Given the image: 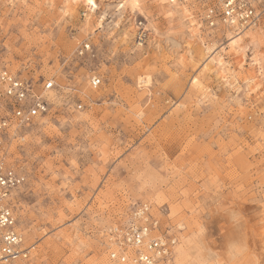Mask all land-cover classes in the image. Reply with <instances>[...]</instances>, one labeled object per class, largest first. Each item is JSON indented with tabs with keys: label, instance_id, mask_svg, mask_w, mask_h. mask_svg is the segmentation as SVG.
<instances>
[{
	"label": "rangeland",
	"instance_id": "rangeland-1",
	"mask_svg": "<svg viewBox=\"0 0 264 264\" xmlns=\"http://www.w3.org/2000/svg\"><path fill=\"white\" fill-rule=\"evenodd\" d=\"M93 1L0 0V69L53 83L46 115L0 133L25 177L12 264H110L106 234L140 204L176 239L163 264H264V28L230 56L177 3Z\"/></svg>",
	"mask_w": 264,
	"mask_h": 264
},
{
	"label": "built area",
	"instance_id": "built-area-1",
	"mask_svg": "<svg viewBox=\"0 0 264 264\" xmlns=\"http://www.w3.org/2000/svg\"><path fill=\"white\" fill-rule=\"evenodd\" d=\"M192 10L199 27L208 31H229L234 34L247 29L264 28V0H164ZM138 25L141 28L142 23ZM139 44L146 32L139 29ZM89 46H82L81 52ZM100 80L93 76L90 85ZM53 88L48 82L42 93H34L29 81L20 79L6 69H0V133L10 126L16 129L29 125L48 111L46 92ZM24 175L6 167L0 161V264L27 260L31 247H26L18 228L15 191L24 184ZM107 258L110 264H163L170 259L176 239L160 232L146 204L134 207L129 215L106 234Z\"/></svg>",
	"mask_w": 264,
	"mask_h": 264
},
{
	"label": "bare ground",
	"instance_id": "bare-ground-1",
	"mask_svg": "<svg viewBox=\"0 0 264 264\" xmlns=\"http://www.w3.org/2000/svg\"><path fill=\"white\" fill-rule=\"evenodd\" d=\"M80 2H84L87 7H92L94 8L95 7V4H94V1L93 0H79ZM130 3L132 4L131 6H134L135 5V2L133 0H130ZM155 3V2H154ZM158 3V2H157ZM176 3H173V5H175ZM154 5V4H153ZM173 5H167L166 9L169 11V10H173ZM133 8V7H132ZM157 8V7H156ZM184 9V8H183ZM163 10V9H162ZM171 12V11H170ZM170 14V13H169ZM179 24V23H178ZM194 30V29H192ZM251 30L253 29H247L241 33H238V34H234V33H231L229 31H227L229 34V37H228V45H229V48H230V51L228 52L230 56H232L234 53L237 52V50L239 49L240 47V44L243 40V38L245 37H249L251 36L253 40H255V36L253 35V32H251ZM243 35H240L242 34ZM193 35V34H192ZM257 40V38H256ZM200 53V52H199ZM255 61V60H254ZM262 61V60H261ZM257 63V62H256ZM253 64V63H252ZM254 65V64H253ZM205 68L206 70H209L211 71L213 68H216L218 71H220V73H222L223 71H225V64L223 62V59L221 57V55H215V56H212L211 59L208 61V63L205 65ZM258 69V68H257ZM228 71V70H227ZM224 74V73H223ZM198 76V75H197ZM221 77V76H220ZM197 78V77H196ZM225 78V77H224ZM223 79V78H222ZM217 80V79H216ZM220 81V80H219ZM248 81H253L252 79H249ZM142 84H145V81H140ZM148 82V81H147ZM192 82V81H191ZM194 82L196 83V79L194 80ZM254 83V81H253ZM249 84V83H248ZM251 84V83H250ZM256 88V87H255ZM254 89V88H253ZM252 90V89H251ZM185 247V246H184ZM180 249V248H179ZM183 249V248H182ZM183 251V250H182ZM181 255V254H180ZM186 255V254H185Z\"/></svg>",
	"mask_w": 264,
	"mask_h": 264
}]
</instances>
